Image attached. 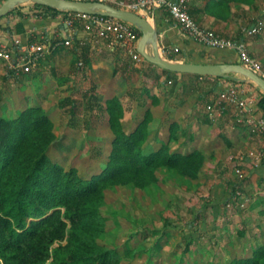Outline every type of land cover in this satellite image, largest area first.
<instances>
[{
	"label": "rangeland",
	"instance_id": "obj_1",
	"mask_svg": "<svg viewBox=\"0 0 264 264\" xmlns=\"http://www.w3.org/2000/svg\"><path fill=\"white\" fill-rule=\"evenodd\" d=\"M21 6L16 8L22 12L32 9V3ZM223 14L226 18L220 26L207 28L234 40L247 38V52L259 63L264 76V27L255 34L247 30L260 20L264 23V0L233 2ZM8 18L11 22L2 28L11 29L12 25L15 29L14 14ZM76 28L83 29V25ZM82 46L86 53L85 49L83 53L71 47L63 49L26 74H15L11 63L0 59V114L13 118L28 106L41 105L51 116L56 134L49 156L66 169L76 167L85 177L99 172L111 152L113 131L106 106L115 96L125 108V130L136 128L149 110L147 143L168 140L170 126L175 123L179 139L172 146L180 149L187 145L186 152L199 149L205 154L196 179L164 170L159 171V180L146 188L109 187L101 207L106 226L99 242L118 250L122 264H230L233 258L250 255L264 245V214H260L264 210V182L257 179L250 185L248 173L259 152H252L247 160L242 154L227 160L225 144L214 128L224 117L214 120L206 109L212 98L219 96L220 91L214 90L219 78L187 79L188 75H183L155 86L151 80L156 72L150 65L143 66L140 76L130 78L123 69L110 71L109 76L104 67H89L88 41ZM128 60H133L129 54L124 61ZM143 73L150 77L145 79ZM92 82L96 86L93 100L86 95ZM68 98L75 105L62 106ZM222 180L237 183V196L213 202L211 187ZM168 217L177 227L166 225Z\"/></svg>",
	"mask_w": 264,
	"mask_h": 264
},
{
	"label": "trees",
	"instance_id": "obj_2",
	"mask_svg": "<svg viewBox=\"0 0 264 264\" xmlns=\"http://www.w3.org/2000/svg\"><path fill=\"white\" fill-rule=\"evenodd\" d=\"M237 1L242 0H219L217 3L211 0L208 8L217 16H223V12ZM19 8L0 18L1 29V21L13 12L18 13L16 27L13 29L11 25V29H6L19 34L25 32L24 22L31 17L47 19L63 14L66 19L73 13L41 4H32V9L27 12ZM136 29L142 36L140 29ZM84 33V29H79L74 40L76 44L69 46L75 52L82 50L83 53L85 49L81 44ZM188 36L211 54H229L228 63L242 62L239 52L233 48L212 47ZM242 37L238 41L245 44ZM33 41L36 38L31 35L28 42ZM56 41L59 40H51ZM90 61L88 55V63ZM132 61H125L126 75L130 78L140 76L143 63H147L155 69L156 76L151 80L155 86L159 81L166 84L178 75L144 57L142 66L135 64L139 61ZM143 76L145 79L150 77L147 73ZM227 79L233 83L216 84L215 89L226 90L231 84L242 85L243 82L231 77ZM92 84L86 94L91 100L96 92V86ZM257 88L260 98L256 106L264 116V92L258 85ZM250 96L256 97V93ZM154 101L157 103L158 97ZM67 103L75 105L71 98L61 105ZM106 109L113 131L112 148L102 169L90 177L83 176L76 167L66 169L49 156L56 134L51 116L41 105L28 106L13 118L0 114V264H122L118 250L110 249L98 240L106 226L101 212L106 190L116 185L146 188L157 182L159 171L164 170H172L187 179L199 177L205 154L199 149L186 152L187 145L180 149L172 146V142L179 139L175 123L170 126L168 140H161L158 144L147 143L149 110L136 128L127 131L122 122L125 108L120 99L116 96L108 99ZM229 186L227 201L237 196V183L230 182ZM166 225L177 227L170 217L166 219ZM240 234L243 236L244 232ZM263 258L264 245L250 255L233 258L230 264H263Z\"/></svg>",
	"mask_w": 264,
	"mask_h": 264
},
{
	"label": "built area",
	"instance_id": "obj_3",
	"mask_svg": "<svg viewBox=\"0 0 264 264\" xmlns=\"http://www.w3.org/2000/svg\"><path fill=\"white\" fill-rule=\"evenodd\" d=\"M70 1H101L113 6L135 11L148 19H154L157 10L166 9L169 11L176 24L188 35L195 38L202 44L217 48H233L241 56V63L251 70L259 73V63L251 57L244 43L231 38L224 37L214 30L199 24L190 14V0H70ZM65 24L71 29L70 36L65 40L51 42H28L23 44L19 39L12 43L0 44V59L8 60L11 63L13 72L17 75L29 73L36 69L47 52L57 50L62 46H72L78 29V24L83 25L87 41L99 44L102 41H109L111 45H121L132 56L134 60L142 61L143 56L138 51V44L141 40L140 33L136 26L110 16L98 14H86L73 12L69 15ZM263 21L257 22L248 28L249 34H255L263 29ZM251 89L243 85L231 84L226 90H220L219 96L212 99L207 105V112L214 120L225 116L228 107H235L233 125L247 127L254 134H264V116L258 114L257 98L250 96ZM264 158V152L260 151L257 160Z\"/></svg>",
	"mask_w": 264,
	"mask_h": 264
},
{
	"label": "crops",
	"instance_id": "obj_4",
	"mask_svg": "<svg viewBox=\"0 0 264 264\" xmlns=\"http://www.w3.org/2000/svg\"><path fill=\"white\" fill-rule=\"evenodd\" d=\"M5 0H0V5ZM211 0H190L189 3V11L192 17L201 25L206 27H213V26H220V22L226 18L225 14L223 16H217L213 11H211L208 7ZM215 3L219 2V0H214ZM26 10V8H24ZM24 12L30 10H24ZM14 14V18L18 21V13L13 12L9 16ZM8 16V17H9ZM63 18V22L61 21ZM65 17L63 14L58 15L57 17L53 18H37L31 17V19L24 22L25 24V32L24 33H17L15 30H8L5 28H0V44L2 43H12L14 40L19 39L23 44L27 43L30 36L33 35L38 42H46L47 40H65L70 36L71 29L65 24ZM153 23L157 25L160 30L159 36V45H160V52L161 54L173 61L178 62H212V63H226L231 56L229 54H222L220 56H216L215 54H211L203 48V45L195 42L192 40L187 33L184 32L175 22L171 14L166 9H159L157 10L154 19H150ZM10 18H6L4 21H1V24L5 27L7 23H9ZM11 22V21H10ZM85 32V30H84ZM86 37V32L83 34L82 43L86 44L84 38ZM244 42L248 41L247 38L242 37ZM90 42V43H89ZM140 43V42H139ZM139 46V44H138ZM70 48L69 46H62L57 50H53L47 52L41 60L39 66L44 62V59L49 55L53 56L60 52L63 49ZM89 49L90 54H89ZM129 53L127 50L122 47L121 45H111L109 41H102L99 44H93L91 41L88 40V55L91 58L90 61V68L92 70L101 69L104 67L106 73L116 72L123 69L125 70V58ZM129 56H131L129 54ZM132 57V56H131ZM147 63H144L143 66L146 67ZM183 75H188L187 79H190L191 76L194 74L190 73H178V76H175L176 79H180ZM107 77H103L107 79ZM210 77V76H209ZM231 79H239L242 80V85L247 86L251 89L252 92L256 93L257 99L260 98V93L257 88V85L242 77V76H229ZM215 79V78H214ZM226 82H232L227 77L217 80V84H223ZM247 82H252L253 84H247ZM214 90H219L215 89ZM258 114H262L261 110L257 112ZM235 108H228L227 113L225 114L224 118L220 120L219 126L214 125V128L218 133V138L220 142L225 144V154L226 159L229 160L236 156L240 158V155L246 160L248 156L252 152H264V134H254L252 133L247 127L233 125L230 119L234 118ZM223 131L222 134L220 132ZM224 153V152H222ZM246 156V157H245ZM251 159V158H250ZM255 164H252L249 168V178H250V185L253 181L259 179L260 181L264 182V158L260 160H255ZM232 182L230 180L227 181H220L217 184H214L211 187L210 196L213 198V202L219 201L221 198L225 199L229 189L231 186L228 187L229 183ZM228 187V188H227ZM264 194V190L261 191ZM264 202V201H263ZM216 209H218V204L216 203ZM260 214H264V210L260 212Z\"/></svg>",
	"mask_w": 264,
	"mask_h": 264
},
{
	"label": "water",
	"instance_id": "obj_5",
	"mask_svg": "<svg viewBox=\"0 0 264 264\" xmlns=\"http://www.w3.org/2000/svg\"><path fill=\"white\" fill-rule=\"evenodd\" d=\"M32 3L49 6L62 11L81 12L115 17L127 21L140 29L142 36L138 46L140 54L149 62L163 69L177 73H190L210 77H229L240 74L254 82L264 92V76L245 67L241 63L178 62L165 58L160 52V30L150 19L135 11L119 8L101 1L70 0H5L0 5V18L8 15L16 7Z\"/></svg>",
	"mask_w": 264,
	"mask_h": 264
}]
</instances>
